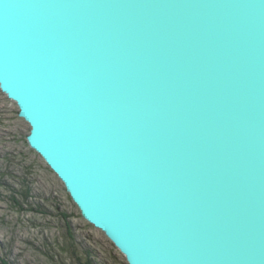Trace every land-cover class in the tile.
Here are the masks:
<instances>
[{
	"label": "water",
	"instance_id": "water-1",
	"mask_svg": "<svg viewBox=\"0 0 264 264\" xmlns=\"http://www.w3.org/2000/svg\"><path fill=\"white\" fill-rule=\"evenodd\" d=\"M0 91L127 264H264V0H0Z\"/></svg>",
	"mask_w": 264,
	"mask_h": 264
},
{
	"label": "rangeland",
	"instance_id": "rangeland-1",
	"mask_svg": "<svg viewBox=\"0 0 264 264\" xmlns=\"http://www.w3.org/2000/svg\"><path fill=\"white\" fill-rule=\"evenodd\" d=\"M29 130L18 106L0 91V264H78L70 247L77 254L82 244L94 249L99 264H127L104 233L82 218L61 180L28 146ZM71 233L74 244L68 243Z\"/></svg>",
	"mask_w": 264,
	"mask_h": 264
},
{
	"label": "trees",
	"instance_id": "trees-1",
	"mask_svg": "<svg viewBox=\"0 0 264 264\" xmlns=\"http://www.w3.org/2000/svg\"><path fill=\"white\" fill-rule=\"evenodd\" d=\"M26 196H27V194H26ZM58 214L60 215L61 219H63V220L66 219V215H64L62 212H58ZM68 237L70 239L68 241V243L71 242L72 244H74L75 243V240H76L75 234L74 233L68 234ZM111 244H112V242H111ZM70 248H72L71 250L73 252V255H75L74 257L77 259V263L78 264H99L96 261V259L94 258V256H93L94 249H92L90 246L82 244V251L83 252L82 251L80 252L78 250L79 253H77V254L75 253L74 247H70Z\"/></svg>",
	"mask_w": 264,
	"mask_h": 264
}]
</instances>
